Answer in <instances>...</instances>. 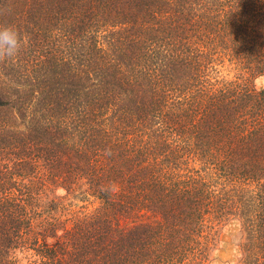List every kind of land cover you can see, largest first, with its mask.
<instances>
[{
    "label": "trees",
    "instance_id": "16d2710c",
    "mask_svg": "<svg viewBox=\"0 0 264 264\" xmlns=\"http://www.w3.org/2000/svg\"><path fill=\"white\" fill-rule=\"evenodd\" d=\"M0 25L26 41L0 264H210L228 220L264 264V0H0Z\"/></svg>",
    "mask_w": 264,
    "mask_h": 264
},
{
    "label": "rangeland",
    "instance_id": "374dc122",
    "mask_svg": "<svg viewBox=\"0 0 264 264\" xmlns=\"http://www.w3.org/2000/svg\"><path fill=\"white\" fill-rule=\"evenodd\" d=\"M226 69L221 68L220 74L225 75ZM231 74V72H229ZM256 85H261L262 81L257 80L254 82ZM72 209L78 206H71ZM239 237V224L236 220H228L223 223L219 229V243L218 248L213 253V258L210 264H232L236 260L237 246L235 245ZM18 259L25 260L22 254H17Z\"/></svg>",
    "mask_w": 264,
    "mask_h": 264
},
{
    "label": "clouds",
    "instance_id": "9594fccd",
    "mask_svg": "<svg viewBox=\"0 0 264 264\" xmlns=\"http://www.w3.org/2000/svg\"><path fill=\"white\" fill-rule=\"evenodd\" d=\"M26 41L11 25H0V61L17 57Z\"/></svg>",
    "mask_w": 264,
    "mask_h": 264
}]
</instances>
